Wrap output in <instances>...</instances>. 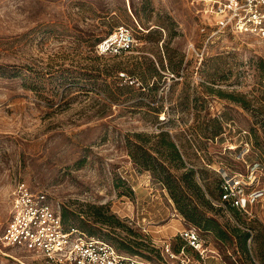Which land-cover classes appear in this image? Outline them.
Wrapping results in <instances>:
<instances>
[{
  "label": "rangeland",
  "instance_id": "rangeland-1",
  "mask_svg": "<svg viewBox=\"0 0 264 264\" xmlns=\"http://www.w3.org/2000/svg\"><path fill=\"white\" fill-rule=\"evenodd\" d=\"M205 10L206 0H0V233L24 181L66 226L129 254L162 260L163 242L176 248L178 231L195 225L225 264H264V199L251 214L214 205L225 171L259 162L264 189V38ZM119 26L133 48L98 54ZM161 132L183 166L155 152ZM135 143L171 178L193 170L199 189L181 181L185 194L225 239L185 218L161 177L133 161ZM233 229L249 232L244 244ZM0 264L44 262L0 244Z\"/></svg>",
  "mask_w": 264,
  "mask_h": 264
},
{
  "label": "built area",
  "instance_id": "built-area-1",
  "mask_svg": "<svg viewBox=\"0 0 264 264\" xmlns=\"http://www.w3.org/2000/svg\"><path fill=\"white\" fill-rule=\"evenodd\" d=\"M218 17L222 27L248 32L264 38V0H206V10ZM135 44L132 31L117 27L96 45L98 54L118 55ZM246 172L225 171L214 205L225 210L251 214L254 206L263 205L264 189L260 174L263 167ZM261 165V166H260ZM180 243L162 244V260L152 261L119 250L110 241L86 233L75 225L66 226L44 191H34L18 181L11 200L8 218L0 233V244L26 249L43 259L44 264H225L220 253L202 237L201 229L187 225L178 231Z\"/></svg>",
  "mask_w": 264,
  "mask_h": 264
},
{
  "label": "trees",
  "instance_id": "trees-1",
  "mask_svg": "<svg viewBox=\"0 0 264 264\" xmlns=\"http://www.w3.org/2000/svg\"><path fill=\"white\" fill-rule=\"evenodd\" d=\"M263 132H264V123H263ZM167 134L164 132L159 133V136L163 137V147L162 150H155V152L159 153L160 156L163 157V162H171L172 160H176L180 162V166H183L181 154L176 146V144L171 140H165L164 137ZM139 140H142L141 134H136ZM132 149V148H131ZM130 155L133 158V161L143 168L149 169L152 173L161 177L165 186L169 190L171 197L173 198L176 207L178 210L187 218L189 221H192L197 224H202L205 230H213L217 237L221 239H225L228 236V232L219 227L218 223L211 217L206 216L203 213H199L196 206L193 205V202L190 197L186 196V190L184 189L183 181L187 187H191L196 190L199 189L197 182L193 178V170L188 168L187 172L182 173L181 178L175 177L171 178V173L169 171L168 166L163 165V162H160L158 157L153 156L148 148H145L141 143H135L133 145V149L130 150ZM63 222L66 221V213L63 212L61 214ZM65 224V223H64ZM233 235L238 236L239 239L243 242L249 238V232H239L238 229H233ZM89 232V231H88ZM86 232V233H88ZM90 233V232H89ZM88 233V234H89ZM120 248L124 250H128L126 246H120ZM121 250V249H119ZM121 250V251H124ZM243 252H247L245 248L242 249ZM127 252V251H124ZM259 255L262 257L264 261V247L261 245L259 248Z\"/></svg>",
  "mask_w": 264,
  "mask_h": 264
}]
</instances>
